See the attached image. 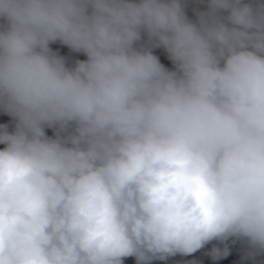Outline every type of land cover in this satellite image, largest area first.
Listing matches in <instances>:
<instances>
[{
    "label": "clouds",
    "instance_id": "9594fccd",
    "mask_svg": "<svg viewBox=\"0 0 264 264\" xmlns=\"http://www.w3.org/2000/svg\"><path fill=\"white\" fill-rule=\"evenodd\" d=\"M0 18V264H152L232 237L264 255V5L209 0L193 22L180 0H0Z\"/></svg>",
    "mask_w": 264,
    "mask_h": 264
},
{
    "label": "rangeland",
    "instance_id": "374dc122",
    "mask_svg": "<svg viewBox=\"0 0 264 264\" xmlns=\"http://www.w3.org/2000/svg\"><path fill=\"white\" fill-rule=\"evenodd\" d=\"M132 2H139V0H132ZM182 6L184 7L185 14L193 22H198L199 14L206 12L208 10L209 0H180ZM6 24V21L3 18H0V27ZM137 48H150L153 55H156L160 62L167 68L169 71H176L175 64L169 59L167 51L163 47H152L147 33L141 34V40L138 41L135 45ZM49 47L57 55L65 59L66 66L69 68H74L77 61H86L87 56L83 52H75L66 45H63L59 41L51 43ZM15 123L13 117L9 116L3 109H0V125L7 124L9 131L15 130ZM46 134L49 137L55 138L56 130L53 128H46ZM5 146H0V149H3ZM186 264L183 261L174 257H169L166 260L156 259L152 264ZM124 264H136L135 257L125 258Z\"/></svg>",
    "mask_w": 264,
    "mask_h": 264
},
{
    "label": "trees",
    "instance_id": "16d2710c",
    "mask_svg": "<svg viewBox=\"0 0 264 264\" xmlns=\"http://www.w3.org/2000/svg\"><path fill=\"white\" fill-rule=\"evenodd\" d=\"M243 2L249 3L253 7L264 5V0H243ZM0 146L2 147L3 145ZM225 245H227L229 249V255L214 260L210 255L211 249L215 246L223 250ZM176 258L186 264H193V262H195V264H264V255H251L246 240L235 237L229 238L223 243L212 241L194 254L189 256L177 254ZM163 262L166 264L165 261Z\"/></svg>",
    "mask_w": 264,
    "mask_h": 264
}]
</instances>
